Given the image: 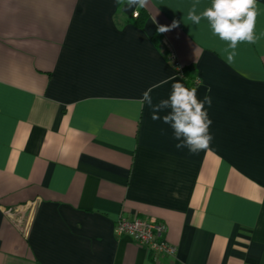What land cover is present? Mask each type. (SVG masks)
<instances>
[{"label":"crops","instance_id":"0c3cea01","mask_svg":"<svg viewBox=\"0 0 264 264\" xmlns=\"http://www.w3.org/2000/svg\"><path fill=\"white\" fill-rule=\"evenodd\" d=\"M193 3L0 0V264H157L114 232L135 215L166 224L158 264H264V37L227 62ZM176 82L211 97L197 154L138 103Z\"/></svg>","mask_w":264,"mask_h":264},{"label":"clouds","instance_id":"9594fccd","mask_svg":"<svg viewBox=\"0 0 264 264\" xmlns=\"http://www.w3.org/2000/svg\"><path fill=\"white\" fill-rule=\"evenodd\" d=\"M147 0H128L129 6L143 7ZM199 0L188 11V19L196 25L201 20H206L214 36L227 44L224 51L227 62H231L236 54L235 50L241 43L256 44L264 33L256 32V20L259 15L258 0H211V5L199 13L197 5ZM176 21L171 26H158L157 31L164 33L170 27H175ZM152 88L143 93L138 103L143 108L146 103L151 109L153 120H162L173 130V138L178 141L177 149L187 148L192 154L207 150L213 139L210 133L212 120L208 116L205 104L211 106V97L205 95L203 100L198 99L197 90L188 88L180 82L172 85V90L167 99H161L153 104ZM164 109H170L163 117L159 115Z\"/></svg>","mask_w":264,"mask_h":264},{"label":"built area","instance_id":"2783aa9c","mask_svg":"<svg viewBox=\"0 0 264 264\" xmlns=\"http://www.w3.org/2000/svg\"><path fill=\"white\" fill-rule=\"evenodd\" d=\"M136 15L137 13L134 12L133 16ZM172 59L174 67L179 70L180 66L174 60V56ZM166 230L165 223L143 215L119 216L114 223L115 234L130 236L137 244L145 248L151 261L157 264L162 257H172L176 250L175 246L165 240Z\"/></svg>","mask_w":264,"mask_h":264},{"label":"trees","instance_id":"16d2710c","mask_svg":"<svg viewBox=\"0 0 264 264\" xmlns=\"http://www.w3.org/2000/svg\"><path fill=\"white\" fill-rule=\"evenodd\" d=\"M127 1H128V0H117V3H118L119 6H122V5L125 4ZM136 17H137V22H138L139 20L142 22L143 19L145 18V14H143L142 11H139V12H137ZM179 66H180V65H179ZM175 69H176V68H175ZM176 71H177V73L180 74L181 76H183V77H187L186 70H185L184 68H182L181 66L179 67V70H176ZM186 79H187V78H186ZM189 82H190V84H191V82H193V80H192V81L190 80Z\"/></svg>","mask_w":264,"mask_h":264},{"label":"rangeland","instance_id":"374dc122","mask_svg":"<svg viewBox=\"0 0 264 264\" xmlns=\"http://www.w3.org/2000/svg\"><path fill=\"white\" fill-rule=\"evenodd\" d=\"M128 2V1H127Z\"/></svg>","mask_w":264,"mask_h":264}]
</instances>
